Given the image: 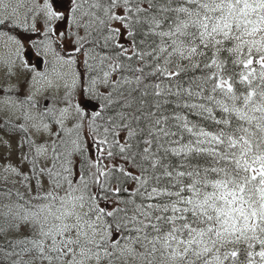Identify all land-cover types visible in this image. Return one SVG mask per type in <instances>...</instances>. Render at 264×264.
Instances as JSON below:
<instances>
[{
  "label": "snow or ice",
  "instance_id": "snow-or-ice-1",
  "mask_svg": "<svg viewBox=\"0 0 264 264\" xmlns=\"http://www.w3.org/2000/svg\"><path fill=\"white\" fill-rule=\"evenodd\" d=\"M0 68V264H264V0H0Z\"/></svg>",
  "mask_w": 264,
  "mask_h": 264
},
{
  "label": "rangeland",
  "instance_id": "rangeland-1",
  "mask_svg": "<svg viewBox=\"0 0 264 264\" xmlns=\"http://www.w3.org/2000/svg\"><path fill=\"white\" fill-rule=\"evenodd\" d=\"M21 38H25L27 36H30L31 34L29 33H18ZM33 60L32 63L34 64V58L35 56L33 55ZM42 68V65H41ZM25 81V77L23 75H20L18 78L14 77L12 82L13 83H18V87L20 89L19 95L21 98H23L24 96H26L28 94V84L24 82ZM5 87V78H4V72L3 69L0 68V98L3 97L4 93H3V88ZM8 115V112L6 109L3 108V106H0V120L4 119L6 116ZM2 134V133H0ZM3 150L0 149V152H2Z\"/></svg>",
  "mask_w": 264,
  "mask_h": 264
},
{
  "label": "water",
  "instance_id": "water-1",
  "mask_svg": "<svg viewBox=\"0 0 264 264\" xmlns=\"http://www.w3.org/2000/svg\"><path fill=\"white\" fill-rule=\"evenodd\" d=\"M28 57H30V54L28 53ZM37 62V61H36Z\"/></svg>",
  "mask_w": 264,
  "mask_h": 264
}]
</instances>
